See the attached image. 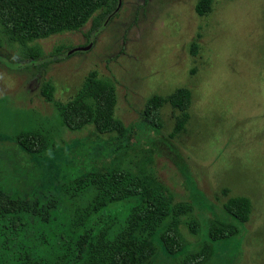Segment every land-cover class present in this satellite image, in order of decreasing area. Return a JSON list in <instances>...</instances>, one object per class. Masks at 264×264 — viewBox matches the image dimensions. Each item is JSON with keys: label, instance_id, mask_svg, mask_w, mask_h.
I'll return each mask as SVG.
<instances>
[{"label": "rangeland", "instance_id": "374dc122", "mask_svg": "<svg viewBox=\"0 0 264 264\" xmlns=\"http://www.w3.org/2000/svg\"><path fill=\"white\" fill-rule=\"evenodd\" d=\"M199 0H122L104 29L85 50H75L60 62L32 78L31 70H12L0 58V142H15V132L40 129L56 143L51 152L34 162L48 173L65 209L73 214L92 200L95 188L71 196L59 178V163H77L82 177L125 169L138 175L146 189L162 192L166 204L192 205L191 213L179 216L188 245L196 249L208 241L209 220L233 225V237L213 241L214 251L204 264H264V0H211L199 15ZM91 19L76 30H63L29 42L44 55L55 47L86 46ZM0 53L18 54L1 32ZM90 72L115 90L114 117L128 132L121 137L100 134L92 124L70 131L60 121L54 102L81 98ZM47 80L54 102L39 93ZM178 88L190 91L187 119L175 130L180 110L169 96ZM164 99L160 127L142 121L147 100ZM232 196L251 201L247 222L224 212L222 204ZM196 218L198 235L188 232L184 220ZM118 217L107 233L111 241L121 230ZM170 220L150 218L130 239L144 245L153 242L157 251L150 264H179L161 246L158 233ZM41 232L40 227L33 234ZM54 235V232L50 233ZM29 237H33L30 234Z\"/></svg>", "mask_w": 264, "mask_h": 264}, {"label": "trees", "instance_id": "16d2710c", "mask_svg": "<svg viewBox=\"0 0 264 264\" xmlns=\"http://www.w3.org/2000/svg\"><path fill=\"white\" fill-rule=\"evenodd\" d=\"M122 0H0L1 32L10 44H18V54L2 52L12 70H31L32 78L47 67L71 55L75 47H55L44 55L34 39L63 30H76L91 19L86 32L93 38L116 15ZM211 0H199L195 10L203 15ZM2 44L0 42V48ZM84 92L92 99L87 104L81 98L65 103L54 102L53 87L47 80L39 84V93L47 102H54L61 124L70 131H81L92 124L100 134H115L123 145L127 129L114 117V88L90 72L84 82ZM190 91L178 88L168 98L180 110L175 130H181L190 103ZM164 99L151 96L143 109L142 121L160 127V110ZM15 142H0V264H150L157 251L153 242L139 245L130 239L138 227L150 218L169 219L158 233V240L170 255H180L179 264H204L213 254V241L226 240L237 233L230 224L209 220L207 235L196 249L184 251V238L179 216L191 213L192 205L178 202L166 204L162 192L146 189L142 179L125 169L92 173L84 177L77 163L60 162L59 178L71 196L82 195L90 188L95 193L89 204L73 214L65 209L61 194L54 183L47 182L48 173L32 159L55 149V141L40 129L15 132ZM222 207L224 212L241 223L248 221L251 201L246 196H232ZM118 217L124 218L120 232L108 241L106 236ZM188 232L198 235L196 218L184 220ZM40 227L41 232L33 234ZM54 232L53 234H50ZM30 234L33 237H29Z\"/></svg>", "mask_w": 264, "mask_h": 264}, {"label": "water", "instance_id": "95a60500", "mask_svg": "<svg viewBox=\"0 0 264 264\" xmlns=\"http://www.w3.org/2000/svg\"><path fill=\"white\" fill-rule=\"evenodd\" d=\"M92 39H93V38H91V39L89 40V42H88V44H87L86 46L75 47L74 49L70 50V52H73V51H75V50H85V49H87V48L90 47V45L92 44Z\"/></svg>", "mask_w": 264, "mask_h": 264}]
</instances>
